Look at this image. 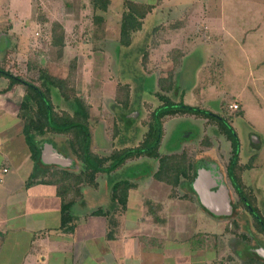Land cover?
Here are the masks:
<instances>
[{
  "label": "crops",
  "instance_id": "1",
  "mask_svg": "<svg viewBox=\"0 0 264 264\" xmlns=\"http://www.w3.org/2000/svg\"><path fill=\"white\" fill-rule=\"evenodd\" d=\"M53 1L56 0H0V26H11L12 23V32L18 29L17 25L33 20L44 25L49 22L52 25L58 21L65 28L66 41V23L55 17L52 11ZM123 1L120 6L113 7L111 0L107 11H103L95 9L90 0L94 10L92 25L95 24L94 15H102L104 22L100 31L104 29L105 37L111 29L109 15L113 10L118 12L120 16L118 24L116 23L117 45L126 48L135 46L137 33H146L151 29L152 34L144 39V42L149 44L150 60L147 66L153 67L151 59L154 56L163 57L160 59V71L163 73L160 78L173 72V92L179 94L183 88L186 89L187 91L181 92L183 99L194 90L203 94L211 86L222 87L230 53L245 47L248 42L250 45L251 41L262 37L263 33L264 0H134L152 7L143 18L142 27L132 34V42L123 45L120 42ZM36 6L39 11H36ZM62 9L65 15L73 13L74 10L68 6L66 0L62 1ZM94 29L92 26L93 32ZM52 32L51 27V35ZM3 35H6L5 40H8L9 34ZM251 35L253 36L250 38ZM1 50V53H5ZM143 64L142 66H145V63ZM239 64L240 62H235L234 66ZM186 70H190L188 73L192 77L188 87L183 86L186 82L182 78ZM238 74H247L240 79L243 85L237 88L238 99L228 101L223 97L219 109L208 107V104L199 105L227 116L234 126L236 120L245 119L246 112L242 109L243 113L233 115L234 108H231L230 104L238 102L243 105L244 102L239 97L248 96L246 89H251L248 94H254L263 105L264 57L253 61L249 66L244 65ZM3 78L6 80H2ZM250 80H253V85L247 83ZM155 83L159 84V78ZM7 86L8 79L0 76V264H227L222 263V260L225 257L230 260L229 242L218 239V230L203 231L200 227L199 211L204 209L209 214L213 211L202 204L196 185L193 188L194 174L184 175L179 171L180 167L175 166L167 178L159 179L155 175L159 161L151 156L130 158L117 168L120 169L117 174L122 171V175L127 178H111V174L117 170L115 169L99 175L97 186L83 185L82 194L71 210L75 227L71 232L62 228L58 184L41 181L40 172L32 178L35 164L23 132L24 118L20 106L25 90L20 86L4 90ZM161 102L160 100L155 107ZM185 102L190 103L188 100ZM243 107L245 108L244 105ZM172 116L174 115H167L163 119L164 131L160 147L166 134V122ZM108 138L113 139L110 135ZM252 138L253 145H264V134H253ZM46 143L42 146L41 167L47 168L48 162H61L66 169L79 170L80 164L69 154L61 156L56 147L55 151L49 150L51 160L48 161L46 147L52 148L54 142L47 143V146ZM108 144L114 148L112 140ZM184 144L178 150L160 152L171 154L185 151L190 155L189 151H192L193 146ZM126 146L134 145L122 147ZM230 146L227 149L229 158L224 166L220 164V170L223 173V182L229 186L222 191L231 201L230 178L227 173ZM208 148L209 146L202 150L208 153ZM217 150L219 152V149ZM247 161L241 160L243 164ZM255 163L246 169L244 175L256 167ZM208 176L210 177L209 174ZM121 179L130 180L133 184L125 206L112 200L113 185ZM211 180L214 184L212 177ZM181 184L188 190L182 193L174 192L176 186ZM97 209H103L105 212L93 213ZM229 227L228 222L221 231L224 232ZM198 234L204 245L193 248L191 239ZM251 252L258 253L249 246L241 252L242 257H250Z\"/></svg>",
  "mask_w": 264,
  "mask_h": 264
},
{
  "label": "rangeland",
  "instance_id": "2",
  "mask_svg": "<svg viewBox=\"0 0 264 264\" xmlns=\"http://www.w3.org/2000/svg\"><path fill=\"white\" fill-rule=\"evenodd\" d=\"M62 1H53L52 11L55 13V17L66 23L68 37L65 45L59 46L52 43L51 22L44 25L40 22L35 23L33 20L27 24L17 25L18 29L15 31L13 28V33L10 30L12 29V23L11 26H0V65L12 69L27 79L35 81L37 84H41V72L37 61L49 70L50 73L57 76H66L69 71L70 62L76 58L78 92L86 95L92 104L94 117L92 123L93 149L101 154H108L112 149V146L108 144L110 140L113 141L114 148L140 143L148 129L150 113L160 102L155 92L162 91L161 84L157 85L155 80L160 79V74H163L160 71L163 57L154 56L151 59L153 67L148 68L147 66L150 60L149 44H146L147 42L145 43L144 39L147 35L150 36L152 34V30L150 29L146 33H137L135 46L133 47L118 46V40H116L118 37L116 27L120 16L117 14L118 12L113 10L109 15L111 18V29L104 37V29L100 31L102 25H92L94 10L90 0H72L69 7H72L74 10L73 13L68 15H65L63 12ZM121 2L122 0H113V7L120 6ZM41 8L45 12L43 7ZM36 11H39L38 6H36ZM92 26L97 28L96 34L93 32ZM228 27L230 28V25ZM262 31V37L251 41L250 45L248 42V44H245V47L236 49L232 54L230 53V60H228L229 62L225 66V80H223L222 87L211 86L203 94L194 90V92L188 94L184 99L183 96L181 98V92L187 90L183 88L179 94L171 92V97L175 100H188L191 104L195 105L202 104L207 106L208 104V107L214 109L220 108L221 101L224 98L228 101L238 99L236 95L237 88L243 85L240 79H243L248 74L239 75V69H243L244 65L249 66L253 61L264 57V28H262ZM4 33L9 34L7 35L8 40H5L6 35H3ZM1 49L5 53H1ZM102 49L104 53H107L104 54ZM235 58L236 60H234ZM235 62H240L237 66L238 69L234 66ZM143 63H145V66H142L144 65ZM189 71L186 70V73L182 74V78L186 82L183 85L184 87H188L192 81L191 74L188 73ZM2 80L6 79L3 78ZM252 81H247V83L253 85ZM117 83L118 85L129 86L130 105L128 108L123 107L115 99ZM20 88L23 89V86H20ZM53 90H55L53 92V101L56 109L59 112L72 111L71 103L65 101L56 89ZM123 90L126 93V90ZM245 92L248 96L244 98L239 97V99L243 100L245 108L242 104L240 105L236 102L239 104V108L234 109L232 114L243 113V110L246 112L243 121L236 120L235 122L241 140V160H249V157L253 153L257 154V157L254 160L256 167L249 171V173L246 172L245 175L244 172L246 170H244L242 176L244 182L257 196L260 211L264 216V145L262 146V143H259L260 145L255 143L253 145L252 141L253 134H264V94H262L263 105H261L254 94H248L251 92V89H246ZM25 111L21 109L22 114H25ZM190 114L182 112L169 118L166 122V134L164 135L160 151L178 150L182 145H185L184 143H189L188 147H193H191L192 151H189L190 155L186 154V160L194 164L193 169L190 170L191 176L194 174L193 188L204 173H208L210 179L212 177L215 182L211 187V192L229 188L221 178L223 173L220 170V164L224 166L229 158V151L227 149H229L230 140L226 139V135L223 134L222 129L216 122L208 118L205 119L206 117L201 115ZM109 135L114 140H109ZM40 139L43 141V145L46 142L48 144L51 141L54 142L52 148L46 147L47 143L45 146L47 148L46 157L48 161L51 160L49 150L55 151L57 148L62 153H60L61 156L65 157V155L69 154L74 158L75 162H78L66 141L68 140L67 135L53 133L48 130ZM202 140L204 141L201 142ZM196 144L199 145L196 146ZM208 146L209 152L207 153L204 150ZM217 149H219V152ZM215 159L218 161H214ZM59 167L65 168V165L61 164V162L60 164L48 162L47 168L51 173L53 168ZM75 170H78V168ZM119 171L120 169L115 170L111 174V178L114 180L115 178H127L125 175H122L124 173L122 171L117 174ZM171 187L175 188L174 186ZM176 187L174 192L182 193L188 190L182 184L179 186L181 189L178 186ZM250 190L248 191L250 192ZM230 197L232 202L225 204L217 212H210L211 214H209L204 209L203 211L200 210V227L203 231L218 230L219 232L216 234L218 239L229 242L230 260H226L228 258L225 257L222 263L243 264L245 259L242 257L241 252L249 246L258 252V249L264 247V233L257 229V226L254 224V218L241 205L239 195L231 182ZM228 222L230 223V227L222 232L221 230L227 226ZM257 254L261 255L259 252ZM262 259H264V256Z\"/></svg>",
  "mask_w": 264,
  "mask_h": 264
},
{
  "label": "trees",
  "instance_id": "3",
  "mask_svg": "<svg viewBox=\"0 0 264 264\" xmlns=\"http://www.w3.org/2000/svg\"><path fill=\"white\" fill-rule=\"evenodd\" d=\"M66 2L70 6L72 0H66ZM92 2L95 9L107 11L111 0H92ZM151 7L149 4L134 0L123 1L120 33L121 44L129 45L132 42V34L142 27L143 18L146 17ZM103 22L104 17L96 13L94 15V23L101 26ZM52 31V43L64 46L66 42L64 26L60 22L55 21L52 24ZM96 31L97 28L94 29V32ZM37 65L40 67L41 84H37L35 81L27 79L2 65H0V76L8 79V86L4 90L12 89L16 85L23 86L25 90L24 99L20 105L22 109L26 110V113H23L22 116L24 118L23 132L35 164L32 178L36 177L40 172L42 173L41 181L58 184V193L61 198V226L66 231L71 232L75 227V218L71 210L77 198L82 194V186H97L99 175L112 172L121 167L130 158L145 155L158 159L159 167L155 175L159 179L167 178L170 170L175 166H179V171L184 175L189 174L194 164L186 160L187 153L185 151L179 154H162L159 150L164 131V117L185 112L201 115L216 122L222 129L223 134L226 135V138L230 140L231 154L227 165L230 182L239 195L241 205L254 218V224L257 226V229L264 233V216L260 211L257 196L252 189L250 190V187L244 182L242 176L244 170L253 165L257 154H252L249 160L243 164L240 156L241 140L239 133L226 116L208 108L187 103L183 99L175 100L171 97L170 93L174 91L173 72H169L166 77L159 79L162 91H156L155 94L162 102L150 113L148 129L141 142L134 146L113 148L110 153L101 154L92 147V123L94 120L92 104L86 95L78 92L76 58L70 62L69 71L66 76H57L50 73L38 61ZM125 86L119 84L116 87L115 99L123 107L128 108L130 105V93L129 86ZM53 89H56L65 101L71 103L72 111L59 112L56 109L53 101V92L55 90ZM123 89L126 90V93ZM48 130L68 136V140L66 141L80 164L79 170L59 167L53 168L51 173L48 168L40 166L43 149V141L40 137ZM30 182L34 181L30 180ZM132 185V182L127 179L116 181L112 188L113 202L119 201L125 206L129 189ZM104 212L103 209L93 211V213ZM198 236L199 234L191 239L193 248H200L204 245ZM262 257L256 254V252H251L250 257L245 259L243 264H264Z\"/></svg>",
  "mask_w": 264,
  "mask_h": 264
},
{
  "label": "water",
  "instance_id": "4",
  "mask_svg": "<svg viewBox=\"0 0 264 264\" xmlns=\"http://www.w3.org/2000/svg\"><path fill=\"white\" fill-rule=\"evenodd\" d=\"M213 181L207 173H204L198 180L196 189L199 193L202 204L213 212L222 209L225 204H230V198L224 191L211 192ZM258 252L264 256V248L258 249Z\"/></svg>",
  "mask_w": 264,
  "mask_h": 264
},
{
  "label": "built area",
  "instance_id": "5",
  "mask_svg": "<svg viewBox=\"0 0 264 264\" xmlns=\"http://www.w3.org/2000/svg\"><path fill=\"white\" fill-rule=\"evenodd\" d=\"M230 107L237 109V108H239V104L235 102V103L230 104ZM5 170H7V169L5 168Z\"/></svg>",
  "mask_w": 264,
  "mask_h": 264
}]
</instances>
